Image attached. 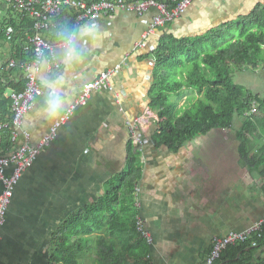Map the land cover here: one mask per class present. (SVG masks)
Wrapping results in <instances>:
<instances>
[{
	"label": "crops",
	"instance_id": "1",
	"mask_svg": "<svg viewBox=\"0 0 264 264\" xmlns=\"http://www.w3.org/2000/svg\"><path fill=\"white\" fill-rule=\"evenodd\" d=\"M259 5L264 0H197L187 15L149 36L144 44L142 36L154 12L141 17L121 13L74 24L69 32L63 25L61 37L71 35V42L61 46L50 37L53 59L44 61L38 74L43 94L24 116L18 143L36 146L56 122L74 111L15 186L0 230V264H49L55 251L53 235L71 215L79 213L81 218L83 209L104 195L105 184L126 171L131 141L128 124L151 110L150 54L159 38L164 34L178 39L201 37ZM2 47L0 76L14 79L17 73L1 70L9 57V49ZM106 72H113V93L94 95L86 106L76 107L83 87ZM54 95L61 98V108L53 115L48 101ZM190 98L192 93L182 108L190 105ZM156 127L153 118L147 134L150 140ZM24 133L29 134L27 141ZM232 145L227 132H214L188 143L177 155L151 142L142 152L138 150L143 170L142 213L155 240L153 246L148 245L150 264H204L215 237L243 231L264 219V182L242 169L238 144L228 149ZM12 171L10 166L6 173ZM2 189L0 183V195ZM109 226L110 222L104 234L92 233L89 249L79 252V264H101L99 237L107 243L117 240L116 251L125 260L119 263L115 255L116 264L145 262L140 256L130 258L132 246L145 244L136 236L130 240L125 232L115 236Z\"/></svg>",
	"mask_w": 264,
	"mask_h": 264
},
{
	"label": "trees",
	"instance_id": "2",
	"mask_svg": "<svg viewBox=\"0 0 264 264\" xmlns=\"http://www.w3.org/2000/svg\"><path fill=\"white\" fill-rule=\"evenodd\" d=\"M65 18L62 23L69 32L74 20ZM6 38V25L0 23V48L6 46ZM19 44L11 43L7 47L8 58L28 60L21 47L23 43ZM150 58L153 61L150 109L161 120L151 134L154 146L177 155L198 138L231 131L236 118H240L243 122L235 140L241 167L251 175L257 174L264 182V96L255 95L234 82L237 73L264 71V5L201 37L178 39L164 34ZM7 67V62L3 63L2 72L7 73ZM11 72L17 73L14 79L5 78V74L0 76V125H6L0 129V158L13 148L12 100L6 92L18 93L24 88L21 73ZM188 93L193 98L188 99L189 106L182 108ZM127 157L126 171L105 184L104 195L95 204L86 206L81 218L79 213L71 215L53 235L51 244L55 251L49 264L59 261L79 264V252L89 249L92 233H106L108 222L115 236L125 232L130 240L139 238L145 246H132L130 258L135 260L140 256L145 259L140 264H150L149 246L138 234L135 224V190L140 186L143 170L141 153L132 140ZM117 245V240L107 243L105 237H99L101 264H116V256L119 263L125 260L116 251ZM216 264H264V225L261 233L254 234L247 242L226 249Z\"/></svg>",
	"mask_w": 264,
	"mask_h": 264
},
{
	"label": "built area",
	"instance_id": "3",
	"mask_svg": "<svg viewBox=\"0 0 264 264\" xmlns=\"http://www.w3.org/2000/svg\"><path fill=\"white\" fill-rule=\"evenodd\" d=\"M197 0H0V23L6 25V47L11 43H23L22 50L28 60L7 59L8 70H16L22 75L24 88L22 91L11 92L12 100V127L11 142L14 147L5 157L0 158V183L2 192L0 195V230L5 222V217L15 186L24 172L29 169L41 150L48 148L54 141L57 131L71 116L74 108L63 116L50 128L49 133L41 138L34 147L19 142V130L24 116L33 108L34 101L43 94V89L38 82V74L44 61H52L53 45L49 38L54 37L60 46L71 42V35L61 37L62 20L65 17H73L74 24L80 26L96 22L101 19H110L121 13H127L141 17L148 12H154L149 30L142 36L144 44L149 36H154L158 30L163 29L182 19L190 11ZM15 26H18L17 28ZM63 39V40H62ZM1 44V42H0ZM58 44V45H59ZM20 45V44H19ZM155 49V48H154ZM151 49V52L154 51ZM27 59V58H26ZM59 69L58 64H53ZM113 72L102 73L96 80L85 85L81 91L76 107H84L94 95L104 92L113 93L110 79ZM118 98V95H115ZM256 109V105H254ZM161 120L151 110L140 117L130 126L131 140L134 146L143 151L152 143L148 137L150 122ZM6 125H0V129ZM26 141L29 134L24 133ZM12 166L13 171L7 174V168ZM135 218L136 230L141 238L149 245H154V236L148 230L145 217L142 213L143 201L140 186L135 190ZM264 219L243 231H232L228 234L215 237L211 251L204 264H216L226 249L231 246L247 242L256 233H261ZM256 245V244H254Z\"/></svg>",
	"mask_w": 264,
	"mask_h": 264
},
{
	"label": "rangeland",
	"instance_id": "4",
	"mask_svg": "<svg viewBox=\"0 0 264 264\" xmlns=\"http://www.w3.org/2000/svg\"><path fill=\"white\" fill-rule=\"evenodd\" d=\"M235 84L249 90L255 95L264 96V71L260 70L256 73L244 72L237 73L234 76ZM242 119L236 118L234 127L231 131H227L228 143L233 144L229 146L228 149L234 150V146H236L235 135L239 131L240 126L242 124ZM238 144V143H237Z\"/></svg>",
	"mask_w": 264,
	"mask_h": 264
},
{
	"label": "clouds",
	"instance_id": "5",
	"mask_svg": "<svg viewBox=\"0 0 264 264\" xmlns=\"http://www.w3.org/2000/svg\"><path fill=\"white\" fill-rule=\"evenodd\" d=\"M61 108V98L59 95L52 96L48 101V109L50 114H55Z\"/></svg>",
	"mask_w": 264,
	"mask_h": 264
}]
</instances>
